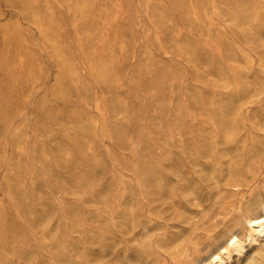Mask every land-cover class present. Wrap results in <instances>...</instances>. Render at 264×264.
I'll return each mask as SVG.
<instances>
[{
	"label": "rangeland",
	"instance_id": "rangeland-1",
	"mask_svg": "<svg viewBox=\"0 0 264 264\" xmlns=\"http://www.w3.org/2000/svg\"><path fill=\"white\" fill-rule=\"evenodd\" d=\"M263 209L264 0H0V264H199Z\"/></svg>",
	"mask_w": 264,
	"mask_h": 264
},
{
	"label": "bare ground",
	"instance_id": "bare-ground-1",
	"mask_svg": "<svg viewBox=\"0 0 264 264\" xmlns=\"http://www.w3.org/2000/svg\"><path fill=\"white\" fill-rule=\"evenodd\" d=\"M247 236L242 237L233 233L227 240L226 245L222 246L206 260L199 264H223L226 258H231L232 253H241L244 250L245 241H256L257 237H264V209L259 215L246 219ZM258 242V241H257Z\"/></svg>",
	"mask_w": 264,
	"mask_h": 264
}]
</instances>
